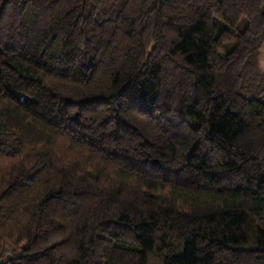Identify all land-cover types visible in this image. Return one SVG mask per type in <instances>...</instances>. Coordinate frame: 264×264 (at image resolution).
<instances>
[{
  "label": "trees",
  "instance_id": "trees-1",
  "mask_svg": "<svg viewBox=\"0 0 264 264\" xmlns=\"http://www.w3.org/2000/svg\"><path fill=\"white\" fill-rule=\"evenodd\" d=\"M264 0H0L3 264H264Z\"/></svg>",
  "mask_w": 264,
  "mask_h": 264
},
{
  "label": "crops",
  "instance_id": "crops-1",
  "mask_svg": "<svg viewBox=\"0 0 264 264\" xmlns=\"http://www.w3.org/2000/svg\"><path fill=\"white\" fill-rule=\"evenodd\" d=\"M259 60H260V62H261V64H262V60H264V43L262 44V46H261V48H260V50H259Z\"/></svg>",
  "mask_w": 264,
  "mask_h": 264
},
{
  "label": "water",
  "instance_id": "water-1",
  "mask_svg": "<svg viewBox=\"0 0 264 264\" xmlns=\"http://www.w3.org/2000/svg\"><path fill=\"white\" fill-rule=\"evenodd\" d=\"M0 264H3V260L2 259H0Z\"/></svg>",
  "mask_w": 264,
  "mask_h": 264
},
{
  "label": "rangeland",
  "instance_id": "rangeland-1",
  "mask_svg": "<svg viewBox=\"0 0 264 264\" xmlns=\"http://www.w3.org/2000/svg\"><path fill=\"white\" fill-rule=\"evenodd\" d=\"M263 62H262V65L264 66V60H262Z\"/></svg>",
  "mask_w": 264,
  "mask_h": 264
}]
</instances>
